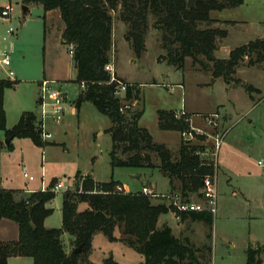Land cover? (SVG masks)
<instances>
[{"label":"rangeland","instance_id":"374dc122","mask_svg":"<svg viewBox=\"0 0 264 264\" xmlns=\"http://www.w3.org/2000/svg\"><path fill=\"white\" fill-rule=\"evenodd\" d=\"M246 1L243 7L212 12L213 24L200 27L228 32L227 37L217 39V59L227 60L234 49L263 37L264 0ZM10 4L13 6L10 20L0 22V80L18 83L5 93L11 127L18 123L24 112L40 114L41 109L37 104L39 82L54 81L53 87L61 91L66 99L62 120L59 123L51 118L47 121V130L52 136L45 146L44 168L42 148L29 139L14 141L13 150L0 149V174L4 184L20 191L26 185L34 186L41 182L44 173L47 184L57 179L75 190L77 174L89 173L100 182L113 178L127 185L132 193L141 191L143 186L157 195L170 190L169 180L158 168L112 169L110 153L113 141L107 132L111 121L92 103H83L78 115L71 114L82 88L76 81L77 72L69 45L62 38L65 25L59 13L48 17L41 5L28 6L29 11L24 13L20 0H0V7ZM113 16L110 63L120 77L140 87L141 95L133 109L143 113L139 125L150 132L155 143L172 148L181 136L159 128V110L178 112L186 106L191 113L208 115L220 112L222 118L225 113L230 114L225 138V143L230 146L229 154H225L224 144L219 158L220 168L215 173L218 205L212 227L211 264H246L249 247H264V173L257 165L259 160H264V59L261 60L256 53L246 57L236 73L231 75L229 84L223 77L214 74V63L202 56L200 60L203 64L187 59L185 70H178L166 63L167 52L163 49L162 34L154 28L155 20L152 17L149 18L143 51L137 55L129 35L130 27L120 19V10ZM242 19L246 23L241 22ZM10 29L13 33H9ZM4 52H12L9 68H5L1 62ZM10 71L14 73L13 76L9 75ZM247 85L254 89L257 87L262 92L250 94L245 89ZM229 88L236 92L231 93ZM120 96L123 97L124 93ZM223 123L221 120L216 129L207 128L204 123L200 129L210 134L222 133L226 129ZM207 140L206 136L197 135L192 142L203 146ZM212 142L210 139L208 144ZM172 153L176 157L178 151ZM152 162L156 166L160 164L154 154ZM30 176L35 180L30 181ZM244 189L249 191L250 198H245ZM64 193V190L57 191L56 198L48 205L54 209L48 221L49 229L63 226ZM191 199L200 201L201 195L198 198L192 196ZM153 203L165 204L170 208L171 212L163 215L162 220L174 228L177 237L188 236L196 247L206 243L209 229L205 223L193 226V221L177 219L176 209L171 208L166 198L156 196ZM87 208V204H81L79 210ZM115 236L121 237L119 229L115 230ZM62 240L67 254L78 250L70 235L65 233ZM88 254L91 264H103L110 256L120 264L145 261L144 256L130 246L122 242L112 243L102 233L94 236ZM203 255L207 256V253L200 254ZM261 258L264 264V253Z\"/></svg>","mask_w":264,"mask_h":264},{"label":"trees","instance_id":"16d2710c","mask_svg":"<svg viewBox=\"0 0 264 264\" xmlns=\"http://www.w3.org/2000/svg\"><path fill=\"white\" fill-rule=\"evenodd\" d=\"M23 5H41L46 13L59 11L65 27L62 38L73 44V60L77 72V83L85 84L76 105L92 103L107 116L111 127L107 130L113 141L110 153L112 169L115 168H158L169 180L171 193L180 192L184 198L200 197L203 180L215 176V168L196 154L198 144L181 142L176 157L164 144L155 143L150 132L140 127L142 112L133 109L141 95L135 83L117 79L127 84L124 96H119L118 84L111 82V75L105 71L110 63L113 47L114 16L120 10V19L130 27V38L137 55L144 48L149 18L154 28L162 34L163 49L167 52L166 63L178 70H185L187 59L201 63L200 57L214 63L215 75L223 77L229 84L240 63L251 54L264 59V39L244 44L230 53L227 60L217 59V39L227 37L228 32L218 28H200L211 25L212 12H222L244 5L245 0H206L198 2L195 9L188 8V0H21ZM240 83V82H239ZM18 83L0 80V149L13 150L12 140L30 139L34 145L43 148L48 141L42 138V129L34 112H24L19 122L7 128L4 108L5 91ZM247 92L259 90L245 86ZM39 104V100L37 101ZM176 111L159 110L158 126L162 131L184 132L191 129V116L176 118ZM10 140L6 145L5 140ZM152 154L159 165L152 162ZM76 189L63 194V226L48 229L45 220L54 213L47 204L55 199L51 191L58 182L52 180L49 190L27 196L22 191L4 190L0 179V222L11 220L19 226L17 242H0V264H8L11 257H28L33 264H91L88 253L92 249L97 233L104 234L112 243L122 242L145 258L138 264H211L212 227L214 216L209 212L183 214V221L202 222L209 232L206 243L196 247L188 237H177L173 230L159 219L171 212L165 204L155 205L153 197L141 192L118 191L119 182L113 178L108 182H96L90 175L78 173ZM81 204L88 208L80 211ZM119 229L121 237L115 236ZM74 238L76 248L82 254H67L63 235ZM207 253V256L200 254ZM264 247L247 250L246 264H263ZM83 256V260L81 259ZM103 264H120L113 256Z\"/></svg>","mask_w":264,"mask_h":264},{"label":"built area","instance_id":"2783aa9c","mask_svg":"<svg viewBox=\"0 0 264 264\" xmlns=\"http://www.w3.org/2000/svg\"><path fill=\"white\" fill-rule=\"evenodd\" d=\"M13 11V6L10 4L6 7L0 8V22H7L10 20L11 13ZM9 33H13L12 29L9 30ZM70 54L73 56L75 51V46L73 44L69 45ZM11 53L4 52L2 57V65L5 68H9L11 66ZM105 71H107L111 75V82H116L118 84V92L117 94L120 96L124 93L127 89V84L117 79V74L114 66L109 63L105 67ZM10 76H13L14 73L12 71L9 72ZM55 84L54 81L44 80L40 83V95H39V106L41 109V116L39 117V123L42 129V138L43 140L47 141L51 138V133L47 130V121L48 119H52L55 123H59L63 115L65 113L64 108V101L65 96L61 91H58L53 87ZM82 90L86 89V85L83 83L81 84ZM187 112L185 109L178 111L175 113L176 118H181L186 116ZM201 120L204 121L207 128L210 127L212 129H216L219 126L221 120H223L222 115L220 112L213 113V114H198L197 115ZM191 125V129L188 131L181 132V139L185 143L193 144V140L197 138V135H204L208 138L206 142H203V146L196 152V154L202 159L203 162L207 161L208 164H212L215 168V172L217 170L218 165V157L221 146L223 145L225 136L227 132L210 134L207 131L195 128L192 126V119L188 120ZM210 139L213 141L211 144H208ZM257 165L263 170L264 173V160H259ZM28 177L27 174H25ZM30 181H34L35 178L33 176L29 177ZM42 183H43V192L49 190V186H46L44 182V173L42 176ZM118 191L124 192L121 187L117 188ZM64 190L65 192L72 191L70 186L67 184L58 181L56 185L53 187L51 191L57 192ZM142 193L145 195H149L151 197L160 196L162 198H166L171 204V208L176 209L175 215L177 219H180L183 214H191V213H201V212H209L213 216L217 212V198H218V190L216 185V174L214 177H206L203 180L202 188L200 191L201 200L200 201H192V199L184 198L182 193L180 192H173L169 194L157 195L147 187L142 189Z\"/></svg>","mask_w":264,"mask_h":264},{"label":"crops","instance_id":"0c3cea01","mask_svg":"<svg viewBox=\"0 0 264 264\" xmlns=\"http://www.w3.org/2000/svg\"><path fill=\"white\" fill-rule=\"evenodd\" d=\"M10 2L12 1V0H9ZM21 1V0H20ZM246 0H245V3H244V5L246 4ZM2 6V5H1ZM4 7V6H3ZM3 7H0V8H3ZM241 7V6H240ZM242 7H243V5H242ZM29 11V10H28ZM223 12V11H222ZM55 13H59L58 11H50V12H48L47 14H48V17H50V16H52L53 17V15L55 14ZM56 15V14H55ZM59 16H60V14H59ZM61 19V18H60ZM230 21H234V20H230ZM234 22H236V23H238L239 21H237V20H235ZM241 22H243V23H246V20L245 19H242V21ZM2 23H4V22H2ZM258 39H264V35H263V37L262 38H258ZM116 74H117V76L119 77V78H121V79H123V80H125L124 78H122V77H120L119 75H118V73L116 72ZM126 81V80H125ZM126 82H128V81H126ZM40 83L41 82H39V85H40ZM128 83H131V82H128ZM231 87V86H230ZM256 89H258L259 90V92H262L261 91V89H259V88H257V87H255ZM228 90H230V92L232 93V92H236V90H231V88H229ZM5 93H6V91H5ZM66 99V98H65ZM38 101V100H37ZM77 102V101H76ZM76 102H75V108H72V111H71V114L74 116V115H78L79 114V112H80V109H81V107L80 108H78L77 107V105H76ZM39 105V104H38ZM4 108H5V112H6V116H7V128L8 129H11V128H13V127H11V125H10V121H9V119H8V113H7V109H6V98H5V102H4ZM183 109H185V111L191 116V119H192V126L193 127H195V128H203L204 127V121H202L197 115L198 114H203V113H198V112H196V113H191L190 111H188V108L186 107V106H184V108ZM168 111H174V110H168ZM37 115V117H38V119H39V117L41 116V112H40V114L38 115V114H36ZM21 116H22V114L20 115V117H19V120H20V118H21ZM231 119V117H230V114H228V113H225L224 114V118H223V124H225L224 125V127L226 128V129H224V131L225 132H227L228 133V127H227V125H228V123H229V120ZM19 120H18V122H19ZM227 120V121H226ZM166 132H170V133H179V132H175V131H166ZM227 133H226V135H227ZM179 136H180V133H179ZM1 137H2V139L3 140H5V138H4V135L3 134H1ZM225 138H226V136H225ZM18 139V138H17ZM17 139H14V140H12V147H13V149H14V146H13V142L14 141H16ZM25 140H28V139H25ZM30 140V139H29ZM181 142H182V139H181V136H180V140H179V142L175 145L174 144V147H176L175 149H173L174 147H172V148H170V147H168L167 145H166V147L172 152V151H178L179 152V150H180V145H181ZM33 143V142H32ZM224 144H226L225 143V139H224V142H223V145ZM165 145V144H164ZM221 146V149H220V152H219V157H218V165H217V168L219 169L220 168V165H219V158H220V155H221V152H222V149H223V147L225 146V154H229V151H228V148H230V146H228L229 144H226V145H224V146ZM178 154V153H177ZM228 158V157H227ZM45 147H43L42 148V164H43V168H44V163H45ZM218 169L216 170V174L218 173ZM45 170V169H44ZM82 175H90V176H92V178L96 181V182H100V181H98V180H96L95 179V177L93 176V174H89V173H81ZM162 175H163V173H161ZM164 176V175H163ZM217 176V175H216ZM0 179H1V188L2 189H4V190H15V189H13L12 187H8L7 185H5L4 184V182H3V179H2V177H1V174H0ZM217 179V178H216ZM44 182L46 183V181H45V178H44ZM52 182V181H51ZM50 182V183H51ZM106 182H108V181H106ZM50 183L49 184H47L46 183V186L48 187L49 185H50ZM170 184V183H169ZM218 184V182H217V180H216V185ZM118 187H121L124 191H125V193H129L130 191H129V189H128V186L127 185H122L121 183H119V186ZM143 188H144V186H143ZM142 188V189H143ZM43 189V183H42V180H41V182H38V184L37 185H34V186H31V185H26V187L24 188V189H19L20 191H22L23 193H25L27 196H29V195H31V194H33V193H36V192H39V191H43L42 190ZM142 191V190H141ZM141 191H137V192H141ZM171 193V186H170V190H168L167 192H164V194L165 193ZM244 192H245V198H250V193H249V191L247 190V189H244ZM56 196H57V194H56ZM56 198V197H55ZM53 201V200H52ZM51 201V202H52ZM51 202H49L48 204H47V207H48V205L51 203ZM49 208V207H48ZM53 215V214H52ZM51 215V216H52ZM50 216V217H51ZM50 217H48L46 220H45V227L46 228H50L49 226H48V221H49V218ZM189 221V220H188ZM191 221V220H190ZM194 224H193V226H195V225H199V226H202L203 224L201 223V222H193ZM159 227H162V226H164V225H167V226H169L172 230H173V232H174V234H175V231H174V228L168 223V222H166V220H162V216L160 217V219H159ZM62 227V226H61ZM60 227V228H61ZM176 235V234H175ZM19 236H20V232H19V226L17 225V223H15V222H13V221H11V220H8V219H3L1 222H0V242L1 243H10V242H17L18 240H19ZM184 237H188V236H184ZM8 264H33V260L31 259V258H28V257H11V258H9V260H8Z\"/></svg>","mask_w":264,"mask_h":264},{"label":"water","instance_id":"95a60500","mask_svg":"<svg viewBox=\"0 0 264 264\" xmlns=\"http://www.w3.org/2000/svg\"><path fill=\"white\" fill-rule=\"evenodd\" d=\"M206 0H188V8L189 9H195L196 8V4L198 2H205ZM23 10H24V13H27L28 10H29V7L28 6H25L23 5ZM5 144L6 145H9L10 144V140H6L5 141ZM139 178V177H137ZM81 247L78 248V250L75 251L76 254L80 253L81 252Z\"/></svg>","mask_w":264,"mask_h":264}]
</instances>
